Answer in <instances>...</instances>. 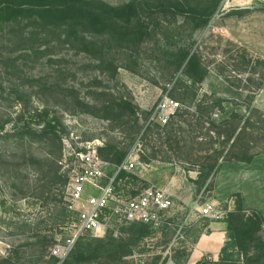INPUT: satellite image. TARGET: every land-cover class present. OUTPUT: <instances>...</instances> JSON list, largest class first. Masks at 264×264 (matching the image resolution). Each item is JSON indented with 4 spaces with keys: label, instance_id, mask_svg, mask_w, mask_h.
Listing matches in <instances>:
<instances>
[{
    "label": "rangeland",
    "instance_id": "obj_1",
    "mask_svg": "<svg viewBox=\"0 0 264 264\" xmlns=\"http://www.w3.org/2000/svg\"><path fill=\"white\" fill-rule=\"evenodd\" d=\"M99 1L150 8L139 17L153 21L151 35L133 45L73 24L0 23V264H58L49 249L76 218L64 206L65 177L82 143L92 140L127 148L139 161L126 172L132 176H122L125 190L166 189L181 209L162 230L115 221L88 233L61 264H185L206 222L199 209L205 203L219 216L208 219L226 223L254 212L264 218V0ZM135 21L114 18L107 32ZM180 50L196 52L206 71L201 80L185 75L188 58L176 70ZM120 98L139 118L131 143L117 120L105 117ZM164 98L178 101L180 111L173 127L155 128L149 120ZM213 100L218 105L209 109ZM45 111L60 118L59 139L21 135L24 124L39 130ZM171 129L172 149L164 142ZM153 149L162 150L158 158H150ZM185 201L196 211H186ZM191 216L203 225L191 230ZM258 237L264 243V221ZM229 242L226 252L242 259ZM262 247L253 244L249 254L259 251V264Z\"/></svg>",
    "mask_w": 264,
    "mask_h": 264
},
{
    "label": "trees",
    "instance_id": "obj_2",
    "mask_svg": "<svg viewBox=\"0 0 264 264\" xmlns=\"http://www.w3.org/2000/svg\"><path fill=\"white\" fill-rule=\"evenodd\" d=\"M142 13L146 14L148 17L151 14V9L146 8L145 6L135 7L133 2L120 6H113L99 0H0V23L18 25L26 18H33L34 22H38V19L40 22L42 20V23H44V21H46V23L47 21H50L48 24H45L49 26H62V24L63 26H68V24H73L72 26L80 27L86 31L91 30V32L95 33H106L109 36L110 34H116L120 39L125 38L127 42L132 43L133 45L143 42L153 31L151 30L153 21L149 24L145 21L141 22V17L139 16ZM114 18H119L123 22H128L132 19H135L136 21L122 29L117 28L114 32H107L112 28L115 29ZM207 21V18H203L200 25L206 24ZM189 54V50L185 52L180 50V53H177V60L175 61L176 70L179 69L188 58L185 75L189 77L191 82L199 81L204 77V73L206 72L205 68L197 57L196 52L191 53L190 56ZM109 65H112V63ZM74 100L79 102L77 97H75ZM217 105V102H214L213 100V102L208 105V108L213 109ZM179 111L180 107L175 110L165 124H161L158 121L150 122L149 124L155 128L162 129L167 127L170 128V126L173 127L171 118H174V116H176L175 114ZM46 114L47 112L45 111L43 114L38 113L39 116L37 115L38 117H42L41 121L44 123L39 130L32 129L30 124H24L22 126L21 135L29 134L37 136L39 139H59L56 126L60 124V118L54 115L48 119L44 116ZM105 117L107 119H109V117H114L117 120V123L123 129L122 131L127 133L130 143L134 141L136 135L141 130V127L138 124L139 118L137 117L136 108L129 100L120 98L118 102L113 104L110 114H106ZM123 117H125L126 120H123ZM173 135L174 129H171L166 138H164V142L167 143V146L171 149L173 147L171 144V141L174 140L172 138ZM232 135L233 134H229V137ZM160 151L162 150L153 149L150 158H158ZM98 152L103 158L111 163L119 164L127 157L128 149L122 148L117 144H103L98 147ZM49 161L51 164H55L54 160L49 159ZM213 167L214 164H211L209 169L211 170ZM121 175L132 176L124 171ZM57 177L56 172L53 179L48 180V183L56 182ZM68 181L69 178L65 177V182L67 183ZM64 206L65 209L68 210L66 201L64 202ZM263 221V216L258 212H254L247 217L243 214L231 215L226 220L227 238L230 240L229 243L236 249L237 254L242 256V259L233 258L232 254L226 252L227 247L224 245L221 249L218 260H207L204 257L197 264H259L262 254H260L259 251L256 254H249L253 244L257 245L259 249L264 245L258 237V232ZM139 225L140 228H150V225L148 224L139 223ZM53 258L58 261L55 257Z\"/></svg>",
    "mask_w": 264,
    "mask_h": 264
},
{
    "label": "built area",
    "instance_id": "obj_3",
    "mask_svg": "<svg viewBox=\"0 0 264 264\" xmlns=\"http://www.w3.org/2000/svg\"><path fill=\"white\" fill-rule=\"evenodd\" d=\"M178 107V101L162 99L149 122L167 123ZM101 145L99 140L87 141L75 153L77 165L70 174L65 201L68 211L75 213L76 218L68 226V235L49 249L58 264L66 260L80 238L88 233L100 234L115 221L144 223L156 230L172 225L170 218L176 211L175 196L155 186L136 194L125 190L121 173L131 171L139 161L126 157L119 164H113L99 154L98 147ZM200 214L219 217L212 203L202 205ZM205 258L213 260L210 255H205Z\"/></svg>",
    "mask_w": 264,
    "mask_h": 264
},
{
    "label": "crops",
    "instance_id": "obj_4",
    "mask_svg": "<svg viewBox=\"0 0 264 264\" xmlns=\"http://www.w3.org/2000/svg\"><path fill=\"white\" fill-rule=\"evenodd\" d=\"M172 190V189H171ZM174 190V189H173ZM175 191V190H174ZM174 193V192H173ZM175 194V193H174ZM182 196V195H178ZM187 207L186 211H196V206L192 202L185 201ZM177 211H180L181 208L175 207ZM200 209V207H199ZM185 216V212H183ZM191 214H189L188 218ZM199 216V215H198ZM204 217V216H203ZM190 222L187 223V225L191 228L199 227V225H203L200 223H197V221L191 216ZM205 224L200 227V231H198L197 235L194 239H192V243L190 245V248L188 249V255L187 260L185 264H197L200 260H202L205 255H211L213 259L219 257V254L221 252L222 247L224 246L226 240H227V226L225 221L223 220H212L205 218ZM190 230V231H191ZM166 252V251H165ZM163 253V255H167L166 253Z\"/></svg>",
    "mask_w": 264,
    "mask_h": 264
}]
</instances>
